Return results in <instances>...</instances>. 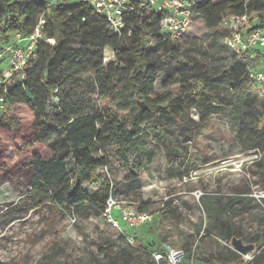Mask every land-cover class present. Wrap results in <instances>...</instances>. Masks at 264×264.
Returning <instances> with one entry per match:
<instances>
[{
	"label": "trees",
	"instance_id": "16d2710c",
	"mask_svg": "<svg viewBox=\"0 0 264 264\" xmlns=\"http://www.w3.org/2000/svg\"><path fill=\"white\" fill-rule=\"evenodd\" d=\"M129 3L134 9L124 16L126 25L118 35L110 30L105 18L82 2H65L48 10L47 0H0V52L15 35L29 36L41 19L45 22L35 57L23 74L9 84L0 82V99L4 100L0 103V187L8 184L18 190L26 188L38 206L49 202L55 212L71 218L73 208L84 204L103 213L114 187L97 170L109 167L110 152L116 150L120 161L128 166V155L146 124L156 128L161 120V129L169 122L180 126L185 122L182 103L165 106L166 99L155 92L156 77L163 68L154 51L148 49L151 40H156L158 49L175 57L177 51L171 38L160 30L162 14L146 0ZM193 12L216 40L229 37V32L219 31L223 23L242 29L258 17L255 28L264 29L261 0H204L193 7ZM244 17L246 21H242ZM107 49L113 53V61L108 64ZM248 56L234 52L230 69L208 83H219L229 90L230 102L236 100L227 114L236 120L250 117L238 136L244 141L254 135L255 141L246 147L262 153L264 127L253 120L264 115V101L247 91L252 82V67L244 63ZM2 63L4 60L0 61V80ZM90 79L94 90L88 86ZM198 82L206 85L202 79L194 84ZM189 93L190 102L202 98L201 94ZM102 103L106 105L101 107ZM56 134L58 139L52 142ZM99 181L102 187L93 197L81 187ZM203 200V208L216 216V226L231 231L227 241L235 232L222 211L234 203L249 208L252 202L231 197L219 210ZM139 210L146 213L148 204ZM259 226L264 232V218ZM149 245L152 250L154 244ZM105 252L108 261L103 264H129L127 254ZM229 252L236 264H264V252L247 263L239 261L235 251Z\"/></svg>",
	"mask_w": 264,
	"mask_h": 264
},
{
	"label": "rangeland",
	"instance_id": "374dc122",
	"mask_svg": "<svg viewBox=\"0 0 264 264\" xmlns=\"http://www.w3.org/2000/svg\"><path fill=\"white\" fill-rule=\"evenodd\" d=\"M219 31L229 32V37L232 34L225 23ZM226 39L216 40L202 19L195 18L182 37L171 39L176 57L158 49L156 40H151L148 49L154 51L163 68L156 77L155 92L166 99L165 106L182 103L186 118L181 126L169 122L158 129L163 125L161 120L156 128L146 124L128 155V166L114 150L109 167L98 168L114 187L107 207L114 203L112 215L120 228H114L93 205L74 207L71 218L55 212L49 202L38 206L26 188L18 190L5 184L0 187V264H103L108 261L105 250L127 254L129 264H150V242L155 248L163 241L185 250L189 258L185 264H236L229 252L234 251L233 237L256 247L250 253L252 260L260 256L264 252V232L259 226L264 218V152L246 147L255 141L254 135L244 141L239 138L250 117L236 120L227 114L236 103L230 102L229 90L219 83H208L209 79L216 81L233 63L234 52L226 46ZM260 60L261 56L253 60L257 69L264 68V64L258 66ZM111 61L113 53L107 49L105 63ZM1 68L8 72V62L4 61ZM200 79L206 85L194 84ZM88 86L94 90L92 79ZM247 91L264 101V87L251 82ZM189 92L202 98L190 102ZM253 121L264 127V115ZM57 139L58 134L52 142ZM101 183L81 187L93 197ZM237 196L252 202L249 208L234 203L222 211L235 232L227 241L231 231L216 226V216L203 208L202 200L220 210ZM144 203L148 211L141 213ZM122 211L148 219L131 229L123 223ZM237 254L239 261H252Z\"/></svg>",
	"mask_w": 264,
	"mask_h": 264
},
{
	"label": "built area",
	"instance_id": "2783aa9c",
	"mask_svg": "<svg viewBox=\"0 0 264 264\" xmlns=\"http://www.w3.org/2000/svg\"><path fill=\"white\" fill-rule=\"evenodd\" d=\"M146 1L155 11H159L162 14L160 23L161 32L171 39H177L182 37L192 26L196 17L193 7L204 0ZM65 2H82L90 5L98 15L106 19L110 30L118 35L121 34L126 25L124 16L127 12L134 9L129 3L130 0H47L48 10ZM232 19L230 18L228 22H232ZM246 20V17L242 19V21ZM259 21L260 19L256 17L246 28L242 29L230 26L232 34L226 39L225 44L233 52L249 55L244 63L252 67L250 69L251 81L258 86L264 87V68L257 69V67L252 65L254 58H258L259 56H261V60L258 66L264 64V29L255 28L259 24ZM44 23L41 19L39 25L31 35L23 36L17 34L12 42L2 46L0 61L4 60L8 62L10 68L8 72H3L2 79L0 80L2 84H9L15 77L21 76L30 60L35 57V52L43 38L42 30ZM255 53L257 55L253 58L251 55ZM3 102L4 100L1 98L0 103L2 104ZM113 208L114 203L108 204V207L106 204L103 215L114 228H120V223L112 215ZM121 215L123 223L127 224L131 229L138 228L140 224L148 219L146 215L135 214L129 211H122ZM150 255L152 256V262L155 264H183L187 260L185 250L174 246L169 241L160 242L157 247L150 250ZM243 257L252 260L250 254Z\"/></svg>",
	"mask_w": 264,
	"mask_h": 264
},
{
	"label": "water",
	"instance_id": "95a60500",
	"mask_svg": "<svg viewBox=\"0 0 264 264\" xmlns=\"http://www.w3.org/2000/svg\"><path fill=\"white\" fill-rule=\"evenodd\" d=\"M231 241L233 250L240 255L245 256L256 251V247L254 245H245L243 240L240 238L233 237Z\"/></svg>",
	"mask_w": 264,
	"mask_h": 264
}]
</instances>
